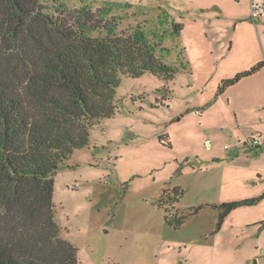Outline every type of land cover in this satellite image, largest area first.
<instances>
[{
  "label": "rangeland",
  "instance_id": "1",
  "mask_svg": "<svg viewBox=\"0 0 264 264\" xmlns=\"http://www.w3.org/2000/svg\"><path fill=\"white\" fill-rule=\"evenodd\" d=\"M251 2L262 1H46L49 12L89 9V25H100L92 36L138 31L176 70L168 80L120 76L115 114L53 175L54 220L77 264H264L255 245L263 202L234 208L219 228L215 207L252 196L236 164L246 167L255 149L236 152V133H255L226 107L239 93L264 96V86L219 92L261 56Z\"/></svg>",
  "mask_w": 264,
  "mask_h": 264
},
{
  "label": "trees",
  "instance_id": "2",
  "mask_svg": "<svg viewBox=\"0 0 264 264\" xmlns=\"http://www.w3.org/2000/svg\"><path fill=\"white\" fill-rule=\"evenodd\" d=\"M46 1L0 0V264L78 263L54 220L53 175L88 146L94 124L115 114L120 76L168 80L176 72L138 31L92 36L100 25H89V9L56 4L49 12ZM262 66L224 80L219 92ZM261 198L215 206L218 228Z\"/></svg>",
  "mask_w": 264,
  "mask_h": 264
},
{
  "label": "crops",
  "instance_id": "3",
  "mask_svg": "<svg viewBox=\"0 0 264 264\" xmlns=\"http://www.w3.org/2000/svg\"><path fill=\"white\" fill-rule=\"evenodd\" d=\"M262 2L255 3V4H261L264 6V0H261ZM254 2H251V4ZM258 21H256L255 28L256 30L252 29V33L255 34L256 38L259 40V45L261 49V56L257 58L256 60H252L248 65L249 67L255 65V62L264 61V14L261 16H256ZM243 71V70H241ZM240 71V72H241ZM249 81H253L252 87H255V85L263 84L264 86V66L259 68L256 72L253 74L243 77L238 82L234 84H240L241 82L248 83ZM258 81V82H255ZM228 106L226 108H229L231 110L230 112L233 113V116L236 118L237 122H239V125H249L250 124V130L251 134L252 132L255 134H251V137H258L260 144L258 147L255 148H248L245 147L242 144V141L240 139L243 138V135L241 133L237 134V143H236V152H239L240 150H253L255 149V152L253 153V156L250 157V162L246 164V167L241 166L240 164H236L237 168L240 167L242 170L241 175L244 178V181L248 183L251 187L249 191H252L249 194H252V196L247 197V199L250 198H256L262 196L261 199H259L256 203L259 204V202H263L264 206V117L261 113H264V96L257 93L256 89H254V92L251 94L247 93H239L237 96H233L231 99V103L228 99ZM249 136V135H248ZM250 137V136H249ZM244 146V147H240ZM262 206V207H263ZM264 222V219H262ZM259 230L264 231L263 228L260 227ZM261 231V232H262ZM260 233L257 235V238L255 239V245H262L264 249V237H260ZM258 263L260 264V258H257ZM262 261L264 262V251H262ZM255 262V261H254Z\"/></svg>",
  "mask_w": 264,
  "mask_h": 264
},
{
  "label": "built area",
  "instance_id": "4",
  "mask_svg": "<svg viewBox=\"0 0 264 264\" xmlns=\"http://www.w3.org/2000/svg\"><path fill=\"white\" fill-rule=\"evenodd\" d=\"M251 13L254 16H257V15L259 16V15L264 14V6L261 4L252 3L251 4ZM242 144L245 147L252 149V148L258 147L260 144V141H259V138H253L252 137V138H247V139L242 140Z\"/></svg>",
  "mask_w": 264,
  "mask_h": 264
}]
</instances>
